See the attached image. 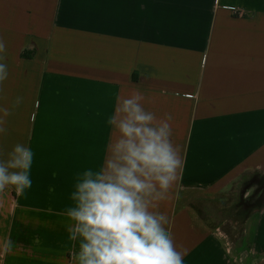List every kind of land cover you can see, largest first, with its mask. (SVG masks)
Masks as SVG:
<instances>
[{
    "label": "crops",
    "instance_id": "crops-1",
    "mask_svg": "<svg viewBox=\"0 0 264 264\" xmlns=\"http://www.w3.org/2000/svg\"><path fill=\"white\" fill-rule=\"evenodd\" d=\"M0 38V107L23 97L0 148L33 152L31 187L0 192V264H72L61 213L135 92L172 116L180 198L159 210L184 264H264V0H0Z\"/></svg>",
    "mask_w": 264,
    "mask_h": 264
},
{
    "label": "clouds",
    "instance_id": "clouds-1",
    "mask_svg": "<svg viewBox=\"0 0 264 264\" xmlns=\"http://www.w3.org/2000/svg\"><path fill=\"white\" fill-rule=\"evenodd\" d=\"M6 45L0 38V93L8 78ZM135 92L118 100L107 119L111 137L101 165L75 177L71 205L61 215L70 222L69 240L76 242L72 264H184L168 229L162 203L174 191L182 167L181 149L173 143L172 116L157 118L145 109ZM23 103L16 96L0 107V137L9 134L8 117ZM33 152L15 144L0 148V192L12 189L20 196L31 187ZM11 241L5 245L10 250Z\"/></svg>",
    "mask_w": 264,
    "mask_h": 264
},
{
    "label": "rangeland",
    "instance_id": "rangeland-1",
    "mask_svg": "<svg viewBox=\"0 0 264 264\" xmlns=\"http://www.w3.org/2000/svg\"><path fill=\"white\" fill-rule=\"evenodd\" d=\"M206 204H207V203L204 202V203L202 204V206L204 207V206H206Z\"/></svg>",
    "mask_w": 264,
    "mask_h": 264
},
{
    "label": "built area",
    "instance_id": "built-area-1",
    "mask_svg": "<svg viewBox=\"0 0 264 264\" xmlns=\"http://www.w3.org/2000/svg\"><path fill=\"white\" fill-rule=\"evenodd\" d=\"M238 15H239V16L242 15V12H238Z\"/></svg>",
    "mask_w": 264,
    "mask_h": 264
}]
</instances>
